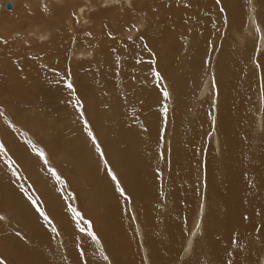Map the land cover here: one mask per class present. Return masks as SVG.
<instances>
[{"label": "bare ground", "instance_id": "1", "mask_svg": "<svg viewBox=\"0 0 264 264\" xmlns=\"http://www.w3.org/2000/svg\"><path fill=\"white\" fill-rule=\"evenodd\" d=\"M10 1L0 0V11ZM51 2L28 13L17 2L7 14L9 30L21 36L11 45L0 41V102L18 124L0 119V146L27 175L36 169L32 177L40 189L46 185L43 171L15 131L37 135L45 147L58 150L74 165L73 185L99 232L108 235L98 241L104 254L114 251L121 264H138L124 198L100 162L87 122L136 206L131 205L135 234L145 264H251V247L264 246V135L250 126L256 65L262 77L257 128L264 130V0ZM125 5L132 10L124 13ZM25 33L48 42L37 46ZM62 67L72 75V89L66 70L55 71ZM214 90L218 105L209 120L205 99ZM52 97L63 106L78 98L84 124L75 125L62 110L56 114L65 127L55 123ZM52 134L53 140L45 139ZM210 138L213 145L201 147V154L200 144ZM20 181L2 157L0 215L27 236L0 225L1 256L13 264H79L73 248L86 239L78 238L76 216L48 202L55 236ZM55 195L44 193L48 201ZM55 239L67 250L63 260L53 249Z\"/></svg>", "mask_w": 264, "mask_h": 264}, {"label": "rangeland", "instance_id": "2", "mask_svg": "<svg viewBox=\"0 0 264 264\" xmlns=\"http://www.w3.org/2000/svg\"><path fill=\"white\" fill-rule=\"evenodd\" d=\"M46 1H44V0H12V1H10L13 5L11 9H7V7L5 5L2 8V10L0 11V22H2L4 24V26L2 28L4 31L0 29V41H3V44L7 43V45L8 44L11 45V44L16 43V40L19 39L18 36L19 37L21 36L20 33H16L17 31L11 32L9 30V25H12V24L9 21L7 14L15 11V8H16L15 3L18 2L19 4H21L22 7L25 8L26 13H28V11H31L35 7L37 9L42 8L41 10L45 9L46 8V4H45ZM141 1L142 0H134V3L135 2H141ZM147 1H149V0H143V2H141L142 5L147 3ZM52 2H51V0L50 1L48 0V4H51ZM7 3H9V2H7ZM126 7H127V5H125V7H124L125 8V12L123 11L124 13L132 10V8H126ZM117 8H118V6H117ZM99 9L100 10L103 9V6H100ZM70 29H72V32H76L75 29L73 30L72 26H70ZM138 31H141V29H138ZM25 34L26 35L24 37H27L26 39H31L32 41L36 42L37 46H41L42 44H46L48 42L47 40L40 39L39 37L35 36L34 34H33V37L32 36L29 37L27 35V33H25ZM9 51H11V50H9ZM249 58H250L249 61L251 63H253L254 58H253L252 54H250ZM81 61H85V59H81ZM255 67H256V65L252 66V68H253L252 72L254 73V75H256L255 76V84H256L255 100H254V103H255L254 109H256V111H254V113H253L254 118L251 117V119H250V126H251V128H254V133L256 135L262 137L264 135V130L257 128V115L259 114L257 98L260 94L259 88H260V85L262 83V77L260 75L259 69H255ZM63 70H66L64 73L66 75H68V77H67L68 78V84L71 83L73 85L74 80L72 79V75L68 74L69 70L66 69V67H62V68L57 69L55 71L57 74H61V73H63ZM48 88L49 87H47L45 90H47ZM210 92H211L210 94L207 93L208 97L205 96L203 98V99H205L206 97L208 99L210 98L209 100L205 99L207 101V106H209L208 107L209 108L208 109L209 110V120L211 119L212 111H214V109L218 105V102H217L218 101V97H217L218 94L215 92V90L210 91ZM209 95H211L212 97L211 96L209 97ZM196 97H197V92H196V96L194 98L195 104L197 103ZM194 100H193V103H194ZM215 101H216V103H215ZM51 103H53L56 106V110L53 113V119L55 120V123H57L61 127H65V124L60 119V116L59 115L57 116V114H56L58 112H61V110L66 114V116H68V117L70 116L73 118L71 121H72V123L74 122L75 125H79L80 122H82L84 124L85 120L83 119L82 114H80L82 105H81L78 98H75L74 103L72 105H69V106H67V105L63 106L59 102L58 99L53 98V97L51 99ZM1 104L3 105L2 101L0 102V114H1L0 119L3 117L4 119H1L2 122H5V121L9 122L10 123L9 125L11 127L13 124H16L17 122L13 119V117H12V115H10V113H9V115L11 117L6 115L1 110V107H3ZM36 106L37 105H35V108H33L34 111L37 109ZM254 122H255V125H254ZM85 127H86V129H85L86 132L91 137L92 144L94 145V147L97 148V150L99 149L98 152H99V158L101 160L100 161L101 164H103V166H106V170L108 171L111 179H112L113 175H115V177H116V179L115 180L112 179V181H114V185L117 187L116 190L119 193L120 197L124 198L125 212L127 215L128 227H129V230L134 233V235H135L134 237L136 239L134 242L135 243L134 246H136V255H137L136 260L139 261L138 264H145L146 262H145L143 252H142L143 248H142V243L140 242V236L138 239L136 238L137 237L136 236V234H137V221L135 220L134 214L132 213V206L131 205H133L134 208H136V206L131 202L130 198L127 197V193L124 189V185L121 184L122 183V181L120 179L121 176L117 173L114 164H112L110 161H108L107 157L105 158L104 155H102L104 151L102 149H100V145L97 144L96 139L95 140L93 139L94 134H93L92 130H90V126L87 122L85 124ZM15 132H17V133L20 132V134L24 138V140L29 143V147L31 149H33V151L35 153L34 156L36 157V162L38 164L37 167L43 171V177L42 178L44 179L46 185L44 184L42 189L36 188L35 185H36L37 181H34V178H33V177L36 178V169L34 170L35 174L32 175L33 177L31 175H27L26 172H24V170H22L20 167H18L14 163V161L12 160L14 158L13 155L11 153H8V150L3 146H0V147H3V149L0 148V150L2 149V151H0V157L1 158L4 157V159L7 160V163L9 165H11L13 167V169L19 174L20 179H21L20 183L28 191V194H29L28 196H30L32 198L31 200L36 202L35 203L36 208L40 209V211H38V212L39 213L41 211L44 212V214L48 217V220L50 219V216H53V214L51 213V211H52L51 207L48 204V202L51 204H54L55 201H57L58 205L60 207H62V208L65 207L68 211L71 210L73 212V216H76V218L78 219V224L80 223V230L77 232L78 238L79 239H86V241L80 240L78 243H76V247L73 248L74 253L79 260V264H121L119 261L120 257H118L116 255V252L112 251L114 254L112 252H109L108 254L105 255L103 252V249H101V246L98 243V241H106L108 239V235L102 234L101 232H99V226L96 224V222L94 221V219L92 218V216L88 212L89 207L86 206L83 194L80 192V190L77 188L76 185L75 186L73 185L72 180L77 179V172L75 170L74 165H72L71 163L64 162V159L61 157L62 155L59 153L58 150H56V149L52 150L50 148L45 147L43 145V142L40 140V138L37 135H34L33 138L30 136H27V134L25 132H22V130L20 128H18V130L16 129ZM54 138H55V134H52L49 137L45 136V139H49V140H53ZM212 142H213V140H212V138H210L209 142L206 141L205 146L203 144H200L201 146H200L199 151L201 152V154L204 150L203 148L211 146ZM201 147H203V148H201ZM211 150L213 152L212 154L214 155V153H215L214 150L212 148H211ZM41 152L44 154L43 156L40 155ZM32 155H30V157H32ZM216 158L219 161L221 157H219L217 155ZM107 161L109 162V164L107 163ZM166 164H167V162L165 163V167H166ZM166 168H167V170H169L170 167H166ZM201 171L202 172L204 171L202 166L200 167L199 172H201ZM115 173L117 174L118 177L116 176ZM198 181H199L198 187H200L201 181H200V179H198ZM120 189H123V194L121 193ZM47 190L49 192L52 191V192L56 193V195L54 197H52L51 201H48L49 197L47 199H45V197H44V193H46ZM197 191H198L197 196L199 199L200 198V196H199L200 192H199V190H197ZM196 205H194V206H196ZM192 213H191L190 217L188 218V222L190 225L188 224L187 228H185L186 230H188V231H185L186 234H188V235H189L188 232L190 231L191 226L193 224V220H194V214H195L194 210ZM136 214L138 215L139 213L136 212ZM3 215H5L7 218H10L6 214H3ZM139 216L140 215L137 216L138 221H140L139 219L141 218V216L140 217ZM0 217H2V216L0 215ZM41 217H43V216H41ZM43 219H44V217H43ZM189 219H191V220H189ZM5 222H8V223L6 224ZM46 223L49 226L52 225L48 221H46ZM0 225L1 226L9 225L10 228L12 229V231L15 232V234L18 233L19 235L27 236L26 234H24L22 228H20L21 229L20 230L18 226L14 225L12 223L11 218H10V220L9 219L5 220L4 218L0 219ZM59 226H60V224H59ZM102 229L104 230V232L109 234L110 231L108 229H104L103 227H102ZM50 230L56 236L55 229L52 226H51ZM61 233H62V230H61ZM89 233H93L95 238H93L92 235H89ZM138 233H139V231H138ZM12 234H13V232H12ZM193 234H192V236H193ZM58 235L59 234H57V239H58ZM198 237H200V234L198 235ZM55 242H56V239L53 243V247H54L53 249L55 250V247H56L55 253H56L57 257L59 259L63 260V256L66 255L65 252L67 253V250H65L66 248H62V246H58L57 242L56 243ZM254 242L258 243V240H254ZM185 243H188V242H185ZM181 244H183V246L180 245L181 246L180 251H182V249L184 248V241H182ZM258 245H259V248L257 245L255 247H253V246L251 247L252 252H253L252 253L253 255L251 258V264H264V246L260 245L259 243H258ZM92 251H93V253H92ZM96 253H97V255H96ZM193 253L194 252L192 251V254ZM87 254H89V255H87ZM192 254L187 256V257L191 258ZM121 255H123V254L120 252V256ZM0 256H1V254H0ZM187 257H185L186 258L185 261L189 260ZM99 260H103V261L101 262ZM125 263H127V262H124L123 264H125ZM0 264H13V263L10 262V260H7L5 257L1 256ZM175 264H178V263H175Z\"/></svg>", "mask_w": 264, "mask_h": 264}, {"label": "snow or ice", "instance_id": "3", "mask_svg": "<svg viewBox=\"0 0 264 264\" xmlns=\"http://www.w3.org/2000/svg\"><path fill=\"white\" fill-rule=\"evenodd\" d=\"M67 87H68L69 89H72V88H73V85H72L71 83H69V84L67 85ZM93 139L95 140V138H93ZM40 155L43 156L44 154L41 152ZM112 179H113V180L116 179L115 175L112 176ZM120 191H121V193L123 194V189H120ZM29 199L31 200L32 198L29 196ZM32 202H33V204L36 203L35 201H32ZM37 211H40V209L37 208ZM40 215L43 216L44 219H45L46 221H48L49 223H51V221L48 220V217L44 214V212L41 211V212H40ZM0 219H2V217H0ZM89 235H92L93 238H95V236H94L93 233H89Z\"/></svg>", "mask_w": 264, "mask_h": 264}, {"label": "water", "instance_id": "4", "mask_svg": "<svg viewBox=\"0 0 264 264\" xmlns=\"http://www.w3.org/2000/svg\"><path fill=\"white\" fill-rule=\"evenodd\" d=\"M12 3L11 2H9L7 5H6V7H7V9H11L12 8ZM0 7H1V5H0Z\"/></svg>", "mask_w": 264, "mask_h": 264}]
</instances>
